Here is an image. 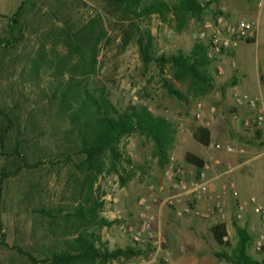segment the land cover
Here are the masks:
<instances>
[{
  "label": "rangeland",
  "instance_id": "1",
  "mask_svg": "<svg viewBox=\"0 0 264 264\" xmlns=\"http://www.w3.org/2000/svg\"><path fill=\"white\" fill-rule=\"evenodd\" d=\"M23 1L0 0V40L12 39L10 18ZM139 1L145 4L155 0ZM197 1L203 5L213 3L198 15L178 18L174 14H155L141 19L123 14L112 0L28 1L19 27L21 31H15L19 41L8 50L0 47V110L14 121V127L6 135L5 147H0V180L4 171L15 172L20 165L13 155L17 148L31 165L41 163L38 168H24L3 181L0 208L8 247L0 250V264H31L17 249L32 254L38 261L46 260L59 243L70 241L72 235L84 231L94 233L111 251L137 244L143 249L147 245L151 247L142 257L122 258L110 264H229L219 260L216 253H231L235 248L236 227L248 229L253 237L249 254L261 258L264 244L258 248L257 239L264 215L249 206L244 217L238 220L233 198L229 207L227 204L225 221L226 240L231 248L224 249L217 244L209 221L193 215L178 216L168 206L152 204L149 209L153 229L166 238L168 255L157 253L146 239L136 244L122 228L138 229L139 202L148 195L150 186L162 187L163 198L170 194L167 170L172 164L186 169L184 157L189 142H193L194 131L211 122L218 108H235V104L238 108H249L239 106L237 99L246 94L249 97V82L251 86L256 82L258 64L264 57V14L259 21L257 15L254 17L260 32L256 44L242 42L216 61L200 66L211 80L208 86L199 85L192 78L179 81L177 70L171 64L146 63L142 58L140 40L144 39L147 45L149 36L150 54L154 58L178 53L190 55L200 41L207 43L201 34L209 38L219 29V19L225 24L249 20V0ZM263 1L258 0V4ZM261 10L264 13V5ZM83 28L92 38H99L95 72L84 69L76 48L66 44L68 36ZM69 51L73 52L71 59L67 58ZM72 75L84 81L96 95L108 96L120 110L144 105L153 114L173 123L174 144L165 149V154H160L152 139L133 133L117 145L119 159L106 153L95 168L84 167L86 156L81 153V139L63 108L48 98L52 85L67 81ZM233 78L240 83L236 96L227 94L233 87ZM167 85L179 95L170 94ZM7 124L0 114V131ZM252 130L251 138L258 140L261 129ZM179 135L186 138L181 146ZM193 144L199 149L197 143ZM228 165L229 162H222V171H227ZM227 180L222 178L214 184L221 186ZM252 181L249 199L241 200L255 198L264 207V163L255 167ZM217 190L215 187L212 195ZM93 202L102 206L95 215L79 220L76 209L81 206L88 209ZM103 220L114 223L101 227Z\"/></svg>",
  "mask_w": 264,
  "mask_h": 264
},
{
  "label": "trees",
  "instance_id": "2",
  "mask_svg": "<svg viewBox=\"0 0 264 264\" xmlns=\"http://www.w3.org/2000/svg\"><path fill=\"white\" fill-rule=\"evenodd\" d=\"M29 0H24L18 10L10 18V33L12 39L0 40V47L8 50L14 42L19 41L15 36L21 24L22 16L25 12ZM120 8L123 14L132 15L136 19L149 17L151 15L174 14L178 18L187 15H198L209 9L213 2L201 4L197 0H178L177 2H166L164 0H155L151 3H140L139 0H112ZM21 31V28L19 29ZM151 37L149 43L144 44V39L140 40V49L143 60L148 63L156 61L161 66L171 64L176 70V78L183 81L192 78L194 82L202 86L211 84L208 76L203 74L200 66L210 64L212 61L207 57V46L200 41L194 47L190 55L178 53L172 56H161L154 58L150 54ZM99 38H92L86 28L80 30L74 36H68L66 44L69 47H75V53L80 55V63L85 69H91L95 72L97 63V44ZM248 44L254 43V40L247 41ZM73 52L69 51L67 58L71 59ZM38 66V63L36 64ZM60 82V83H59ZM58 85H52L51 95L48 97L51 102L63 108L66 117L74 126L82 142L81 153L86 156L83 164L95 168L98 160L106 153H110L114 159H119L121 154L117 151V145L121 140L133 133H140L152 139L157 145L158 152L165 154V149L172 146L175 142V126L162 116L153 114L147 106L136 105L129 106L125 110L118 109L104 94L96 95L84 81L72 75L67 81L61 80ZM235 85V83H234ZM167 89L172 95H179L171 85ZM0 114L6 119L7 125L0 131V147L6 145V135L14 127L13 118L0 110ZM194 140L208 147L211 142V133L207 128H198L193 133ZM13 155L19 160V166L15 172L4 171L0 180V206L2 201V184L8 178L17 175L24 168H38L41 162L31 165L24 156L22 150H14ZM188 165H192L198 170L204 168L205 162L192 153H186L184 157ZM102 206L98 202H93L91 207L84 209L82 206L76 209V217L79 220H85L87 216L95 215L97 209ZM114 222L102 221L101 227L111 225ZM214 240L222 248H231L225 238L228 236L226 224H216L211 228ZM238 242L231 253L222 251L216 253V257L229 264H264V246L261 249V258H254L249 254L252 246L253 237L245 227H236ZM72 240L59 243L57 249L46 260L38 261L32 254L17 251L27 257L31 264H110L119 259H131L133 257H142L151 251L150 245L145 249L136 246H130L126 249L109 250L94 233H75ZM98 243V244H97ZM7 234L0 208V250L7 248Z\"/></svg>",
  "mask_w": 264,
  "mask_h": 264
},
{
  "label": "built area",
  "instance_id": "3",
  "mask_svg": "<svg viewBox=\"0 0 264 264\" xmlns=\"http://www.w3.org/2000/svg\"><path fill=\"white\" fill-rule=\"evenodd\" d=\"M218 25L220 26L219 29L215 30L209 38L205 33L201 34V39L207 42V57L211 61H216L217 58L234 50L240 43L255 40L257 37V24L252 20L240 19L232 24H225L223 19H219ZM237 104L239 106L246 105L256 112L255 118L246 120L244 126L254 130L261 129L264 125V111L259 108L258 99L245 96L244 98H238ZM212 148L218 151L233 152L231 146H223L221 144H213ZM231 170L232 168L229 166L228 172ZM165 176L170 184V194L163 198L160 195L163 192L162 187L150 186L148 195L142 197L139 202L141 212L139 214L140 223L138 229L132 226H122L124 233L132 237L136 243L141 244L146 239L154 246L157 253L163 252L168 255L165 249L166 238L153 229V220L149 215V209L152 204L168 206L178 216L193 215L209 221L212 225L225 224L227 218L226 196L230 195L235 200L236 218L238 220L244 217L249 206H253L257 214L264 215V207L255 198H251L248 201L240 199L236 184L231 180L222 184L217 194L213 197L214 180L209 178L205 172L192 175L186 169L172 164ZM211 197L213 198L212 204L203 209L198 208L197 203L206 202ZM263 244L264 222L261 225L257 239L258 248Z\"/></svg>",
  "mask_w": 264,
  "mask_h": 264
},
{
  "label": "crops",
  "instance_id": "4",
  "mask_svg": "<svg viewBox=\"0 0 264 264\" xmlns=\"http://www.w3.org/2000/svg\"><path fill=\"white\" fill-rule=\"evenodd\" d=\"M263 5L264 1L261 2V4H258V0H249V20L254 21L255 15H257L258 21L261 19L264 14L263 10H261ZM259 37L260 32L257 25V37L254 40V43L246 44H256ZM255 80L256 82L252 84V86L249 82V98L258 99L259 108H262L264 111V57L258 64V73ZM239 87V81L236 78H233V87L228 90L227 94L236 96L235 91ZM245 96L248 95L246 94ZM234 107L235 108H218V113L215 115L213 120L211 118L212 116L207 115V117H209L212 121L204 123L202 128H207L211 133L210 145L208 147L203 146L197 143L193 138V142H189V150L186 152L192 153L202 159L205 162L204 168L200 171L198 168L186 163V170L192 175L205 172L209 178L214 180V182H217L222 178L228 179L227 181H233L239 191L240 199L245 200L249 199V193L253 189L252 174L255 167L264 163V145L260 147V145L264 143V125L261 127L259 139L253 140V138H251L253 130L246 128L243 125L246 120L254 119L256 112L251 108H238L236 104ZM212 110L215 112L216 108H213ZM205 114L206 112H204L203 115L205 116ZM207 124H209V126H207ZM178 137L179 146H181V142L185 141L186 138L184 135H179ZM193 143H197L200 146L199 149L196 148ZM213 144L231 146L233 148V152L229 153L226 150H214L212 148ZM210 151L215 152L213 154ZM224 161L229 162L228 167L230 166L232 168L230 172H228V170L222 171L221 166ZM215 187L218 189L217 191H219L221 186H217L216 183L214 184V188ZM230 200L231 196L227 195L226 202L228 207L230 206ZM212 202L213 198L211 197L208 201L199 202L197 205L200 208H206L208 205L212 204Z\"/></svg>",
  "mask_w": 264,
  "mask_h": 264
}]
</instances>
